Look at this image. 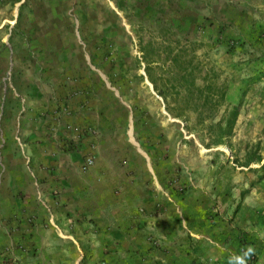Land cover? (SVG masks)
<instances>
[{
  "label": "crops",
  "instance_id": "crops-1",
  "mask_svg": "<svg viewBox=\"0 0 264 264\" xmlns=\"http://www.w3.org/2000/svg\"><path fill=\"white\" fill-rule=\"evenodd\" d=\"M113 1L125 12L166 6L205 41L211 27L264 73V0ZM61 25L72 33L55 35ZM61 25L32 30L20 48L11 34L0 42V264H264V169L257 181L252 164L204 163L176 181L174 130L137 143L135 104L109 100L107 74L81 55L94 36L80 21Z\"/></svg>",
  "mask_w": 264,
  "mask_h": 264
},
{
  "label": "rangeland",
  "instance_id": "rangeland-1",
  "mask_svg": "<svg viewBox=\"0 0 264 264\" xmlns=\"http://www.w3.org/2000/svg\"><path fill=\"white\" fill-rule=\"evenodd\" d=\"M73 1L0 0V42L11 34L9 44L20 48L32 30L50 32L54 25H61L66 20L82 22L83 34L94 36L95 40L81 45L85 47L81 55L88 56L87 67H95L107 74V92L113 89L112 95H107L109 100L118 93V98H127L135 104L130 114L133 116L130 128L137 143L146 146L152 143V133L167 131V127L170 132L174 130L176 181L181 180L183 166L190 167L192 174L196 172L194 168L204 163L247 166L250 156L256 157L263 152L264 73L259 74V66L246 54L239 58L231 56L238 46L231 41L222 46L221 40H214L217 31L211 27L205 29L208 41L187 34L184 21L174 24L171 13L163 5L159 12L137 13L136 4L125 12L113 0L110 1L114 6L109 0H80V4L75 5ZM46 22H50L48 26ZM59 30L52 33L71 34L72 26L61 25ZM187 69L190 77L185 79L183 74ZM149 72L159 89H155L154 94L147 85L148 81L151 83ZM208 74L215 77L216 86L227 84L229 95L239 90L247 92L234 135L226 145L210 149L206 147L209 142L207 130L200 125L199 119L207 117V112L203 117L195 113L193 108L200 106L199 96L186 95L188 89L195 92V87L188 83L189 78L194 80L196 87L203 88ZM162 90L166 96L160 95ZM179 91L180 97L177 96ZM171 110L182 112L183 116L177 118ZM222 111L217 112V119L222 118ZM118 115L124 117L127 113L121 110ZM252 166L258 181V172L264 169V162H254ZM184 189L178 190L184 193Z\"/></svg>",
  "mask_w": 264,
  "mask_h": 264
},
{
  "label": "trees",
  "instance_id": "trees-1",
  "mask_svg": "<svg viewBox=\"0 0 264 264\" xmlns=\"http://www.w3.org/2000/svg\"><path fill=\"white\" fill-rule=\"evenodd\" d=\"M187 70H184L183 77L187 79L190 77V74L187 73ZM215 75V74H214ZM150 81L154 84L155 89L158 91V86L155 80H153L150 76ZM215 77L208 74V77L204 79L206 82V86L203 88L196 87L193 79L189 78L190 86L195 87V92L188 89L186 91V95H197L198 102L200 106L193 108L195 113L199 114L200 117H203L204 113L207 112V117L199 118L200 125H204L207 130L208 136V144L207 148L220 147L226 145V142L229 138L234 135V130L237 125L238 118L242 111L243 100L247 94L245 90H239L237 93L233 95H229V87L227 84L222 83L220 86L215 85ZM161 96H166V92L164 90L159 91ZM177 96H181V92H177ZM178 100V99H177ZM219 110H223L222 118L217 119V112ZM172 111V110H171ZM173 112V111H172ZM173 114L180 118L183 116L182 112H176ZM248 157V156H247ZM263 161L260 155L256 157L250 156L247 159V165H250L254 162L261 163Z\"/></svg>",
  "mask_w": 264,
  "mask_h": 264
},
{
  "label": "built area",
  "instance_id": "built-area-1",
  "mask_svg": "<svg viewBox=\"0 0 264 264\" xmlns=\"http://www.w3.org/2000/svg\"><path fill=\"white\" fill-rule=\"evenodd\" d=\"M69 130L78 132L76 128H74L72 125L69 126ZM77 134V133H76ZM95 163V157L94 156H88L85 158L84 162L82 163V172H87Z\"/></svg>",
  "mask_w": 264,
  "mask_h": 264
}]
</instances>
